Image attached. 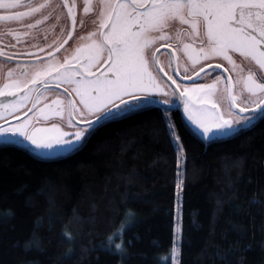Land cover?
Wrapping results in <instances>:
<instances>
[{
	"label": "trees",
	"instance_id": "1",
	"mask_svg": "<svg viewBox=\"0 0 264 264\" xmlns=\"http://www.w3.org/2000/svg\"><path fill=\"white\" fill-rule=\"evenodd\" d=\"M163 108L151 105L109 122L63 155L42 157L21 144H0V264H120L101 243L129 211L135 218L124 235L131 241L124 264H158L168 256L177 142L164 126ZM169 115L182 144L180 264H225L218 249L229 264H241V256L243 264H264V120L209 144L182 111ZM40 220L42 245L25 250Z\"/></svg>",
	"mask_w": 264,
	"mask_h": 264
},
{
	"label": "snow or ice",
	"instance_id": "2",
	"mask_svg": "<svg viewBox=\"0 0 264 264\" xmlns=\"http://www.w3.org/2000/svg\"><path fill=\"white\" fill-rule=\"evenodd\" d=\"M56 6L67 7L72 21V30L66 33L67 39L59 42L58 46L62 48L73 36L75 9L69 5V0H62V4ZM19 7L20 0H0V9L5 12L0 20H21L25 16L39 13L41 18L36 19L35 24L27 25L32 28L50 18L51 13L45 14L43 10L52 7V0L29 3L25 12L13 11ZM92 7L91 3H87L84 12H89ZM95 7L98 10V27L86 37L79 38L87 42L77 45L74 52L65 56L62 62H48L45 66H37L31 75L23 73L24 79H14L10 70L8 82L0 87V96L4 97H16L19 92L27 90L18 98L0 104V108L12 114L29 100L33 91L29 85L43 83L47 89L49 77L53 82L67 84L79 100L76 101L72 96L68 97L67 102L57 98L52 102L55 107L49 111L40 109L39 115L46 120L49 115L63 119L67 114V124L75 130L64 131L58 124L38 127L36 124L39 121L30 118L16 125L0 127V137H3L0 144L21 143L13 139L18 135L35 146L32 151L37 156L63 155L82 148L109 122L127 118L129 114L149 109L151 105H164V126L170 139L177 142L176 225L168 256L157 259L158 264H172L173 260L175 264H180V250L185 242L181 238L179 223L183 203L180 193L184 185L180 178L182 144L178 143L181 137L177 134L169 112L178 106V101H183V110L188 119L201 130L197 134L207 136L209 144L251 130L257 121L264 120V75L258 77L252 71L246 76L242 75L234 58L238 54L264 70V0H97ZM186 39L190 42L186 43ZM174 41L178 42V46L183 45V51L194 67L200 64V72L204 71V65L201 64L203 61L219 58L227 62L231 70L237 72V82L241 85L239 93L234 91L231 77L221 90L218 87L220 77L212 83L194 82L189 87L177 83L166 72L162 77L154 74L152 65H155V73L162 72L159 57L155 55L157 43L171 44ZM101 65L103 71L97 74L94 69ZM176 67L178 69L179 65ZM217 67H223V64ZM224 71L229 69L225 68ZM185 72L187 73V67ZM164 77L166 81L162 83ZM185 78L191 79V76L186 75ZM65 92L67 93V89ZM245 92L246 97L243 96ZM170 97H177L178 101L170 100ZM222 100L228 101L226 110L221 108ZM78 104L82 107H78ZM32 108H36V103L32 104ZM247 113L251 114L246 115ZM74 116H79L86 126L77 128ZM36 149L41 151L36 152ZM239 164L237 162L236 166ZM257 202L253 200V203ZM13 215L9 213L5 219H10ZM134 218V213L127 212L119 228L101 243V250L119 256L120 264H124L131 255L128 250L131 241H125L124 235ZM41 225L42 220L38 221L32 235L24 241L25 250L40 249L42 241L37 229ZM63 236L68 241L74 239L67 231ZM153 244L160 246L156 241ZM217 255L225 264H229L227 255L219 249ZM240 262L243 264V256L240 257Z\"/></svg>",
	"mask_w": 264,
	"mask_h": 264
},
{
	"label": "rangeland",
	"instance_id": "3",
	"mask_svg": "<svg viewBox=\"0 0 264 264\" xmlns=\"http://www.w3.org/2000/svg\"><path fill=\"white\" fill-rule=\"evenodd\" d=\"M57 1L58 3H55V0H52V7L43 10L45 14L51 13L50 18L47 20H44L40 24H36L35 27H32V29H35L36 32L40 34L39 38L43 37L42 39H40V43L37 44V46L42 49L44 46L51 45L53 46V52L49 53V56H48L49 59L47 58L45 62L37 63L36 66L32 64L28 65L30 66L29 68L31 69V71H28L26 73H28L29 75L32 74L33 69L37 66H45L48 64V62H52V63L62 62L65 56L71 55L74 52L77 45L87 42V41H81L79 39L80 37L82 36L86 37L90 32L95 31L96 28L98 27V10L95 7V5L97 4V0H69V5L74 6L75 18L76 19L78 18V20L76 22L72 38L69 39L68 42L62 48H60L58 46L59 42L63 39H67L66 33L69 30H72V21H71V17L68 14H65L63 18V19H66V21L60 19L61 14L58 12V10L61 9V10L67 11V7H63V6L57 7L56 5L62 4V0H57ZM41 2H43V0H33L32 4H37ZM87 3H91L93 7L90 9L89 12L85 13L84 7L86 6ZM27 4L28 3H26L25 6ZM25 11H27V7H23L22 5L21 12H25ZM57 17H59V19H57ZM83 17H84V20H83ZM40 18H41L40 14L35 13L29 16H25L21 20H17L16 22L22 26L28 27L27 25L35 24L36 19H40ZM46 35L47 37H45ZM31 42H32V38L26 41L25 44L29 45ZM185 42L187 43L190 41L186 39ZM173 45L176 48L174 50L176 53L177 64L179 65L178 72L180 74L182 73L185 75L196 74L199 71L200 64L194 67L191 64V61L187 58V54L183 51V45L178 46L177 41H174L171 44H168L166 42H158L156 45L155 54L160 47L162 46H172L173 47ZM38 54L40 53L38 52ZM149 55H151V50L149 51ZM38 56H42V55H38ZM50 58L52 59L56 58L57 61L54 62L50 60ZM234 58L236 59L237 64L240 66L239 70L241 71L242 75L246 76L249 71L256 73L258 77L261 75H264V70H260L258 66L254 64V62H249L248 60H247L248 62H246V60L240 57L238 54ZM159 62L164 72L168 73L169 75H171V73L174 74L172 62L171 64L169 63L170 59H169L168 53L162 52L159 55ZM201 64L204 65V68L211 66V65L223 64V67L228 68L232 76V81H233L232 84L234 85V91L236 93H239L241 85L240 83L237 82V72L232 71L231 66L228 65L227 62H224L219 58H215L210 61H203L201 62ZM151 67L154 70V74L161 76L160 73H155V65H152ZM185 67H187V73L185 72ZM94 71L97 74H99L100 71H103V66L102 65L98 66L96 69H94ZM13 74H14L13 75L14 79L16 78L24 79L25 78L22 75L23 72L13 73ZM217 77H220L218 87L222 90L227 83L222 73L218 72L217 70H210L206 72L202 76L201 82H196V83H200V84L212 83V81L216 80ZM2 79L3 80H0V81H2L3 84L8 82V74L6 72L4 73V76ZM163 79L161 81L162 83L166 81V80L163 81ZM48 80L52 81L50 77L48 78ZM54 83H59V82H54ZM37 84L38 85H29V87L33 89L31 96L29 100L25 103V105L21 107L17 112L9 114L8 112L6 113L4 111V113H0V121L1 123H4L3 127H9V126L21 123L24 120L35 118L36 121H39V123L36 124V126L38 127H51L53 124H58L64 131H68V132L74 131L75 129L70 127L67 124V114H65L63 119L59 116L49 115L48 119L46 120L44 119L43 116L39 115L40 109L49 111L51 108L55 107V105H53L52 103L55 99L59 98L60 100H63L65 102L67 101L64 98H62L59 95V92L55 89H46L47 91L44 93H41L39 96V100L37 101V98L34 95V90H37V88H39L40 83H37ZM59 84H63V83H59ZM63 85L68 88V91L73 96V99L78 101L79 98L75 96L74 92L72 91V88L69 87L67 84H63ZM181 85H187L191 87L193 83H185ZM167 90L171 91V88H168ZM26 91L27 90H23L19 93L20 95H23L25 94ZM243 96L246 97L247 93L246 92L243 93ZM18 97L19 96H17L16 98ZM169 99L174 100L175 98L170 97ZM33 103H36V108H32ZM220 103H221L222 110H226L228 107V101L222 100L220 101ZM78 107H82V106L78 104ZM29 109H32V110L30 111ZM182 112L185 118L187 119V121L189 122V124L193 127V129L197 133L201 132V130L188 119L187 113L184 112L183 107H182ZM73 120L77 128H84L86 126L84 123L81 122V119L79 116H74ZM202 137L205 139H208L207 136H202ZM2 139L3 137H0V140ZM13 139L21 142V143H16V144H21L24 146L27 145V147H29L31 150L35 149V146L31 145L30 142L26 141L23 137H20L17 135L13 137ZM55 147H59V146H55ZM35 151L39 152L41 150L36 149ZM173 264H175V260H173Z\"/></svg>",
	"mask_w": 264,
	"mask_h": 264
},
{
	"label": "flooded vegetation",
	"instance_id": "4",
	"mask_svg": "<svg viewBox=\"0 0 264 264\" xmlns=\"http://www.w3.org/2000/svg\"><path fill=\"white\" fill-rule=\"evenodd\" d=\"M26 3L32 4L33 0H20L21 7L14 9L13 11L21 12L22 5H23V7H26L28 5L27 4L25 6ZM55 3H58V1L55 0ZM58 12L61 14L60 19L66 21V19H63V18H64L65 14H68V12L65 10H61V9H59ZM4 14H5L4 10L0 9V16H2ZM77 20H78V18L76 19V22H77ZM83 20H84V17H83ZM16 21L17 20H9V21L0 20V80H3L2 78L4 76V73L6 72L8 74V72L10 70L13 73H20V72L26 73L28 71H31V69L29 68L30 66H28V65L32 64V65L36 66L37 63L45 62L49 56V53L53 52V46H51V45L44 46L42 49L37 46V44L40 43V39H42L43 37L39 38L40 34H38L35 29L22 26L19 23H17ZM45 37H47V35ZM30 38H32V42L29 45H26L25 44L26 41L30 40ZM173 47L172 46H162L158 50H160L161 48H168V50H164L162 52L168 53L169 59L172 62L173 69H174L175 66L173 63L172 55H174L176 64H177V60H176V53L174 50L176 48L174 45H173ZM158 50H157V52H158ZM38 52L40 54H38ZM38 55H42V56H38ZM50 60H52L54 62L57 61L56 58H54V59L50 58ZM246 62H248V61L246 60ZM177 71H178V69H177ZM179 75L180 76H178V74H177V72H175V70H174V74L171 73V76H173V79H175L177 81V83L185 84L184 80H186V78H185L186 75L182 74V73L181 74L179 73ZM193 75L188 74V76H191V77ZM201 79H202V77L194 80L191 83L201 82ZM164 80H166V79L164 78L163 81ZM2 84H3V82L0 81V87L3 86ZM36 85H38V84H36ZM47 89L57 90L59 92V95L62 98H64L66 101L68 99V96H72L71 93L68 91V88L66 86H64L63 84L54 83L53 81L48 80ZM65 89H67V93L65 92ZM46 91L47 90H46L44 84L40 83L39 88H37V90H34V95L37 98L40 96L41 93H44ZM17 96H20V93H18ZM16 97L0 96V104L7 103L8 101L15 99ZM72 98H73V96H72ZM174 98H175L174 100L178 101L177 97H174ZM182 107H183V105H182ZM182 107H181V109H177V110L181 111ZM0 113H4V110L2 108H0ZM3 126H4V123H1V121H0V127H3Z\"/></svg>",
	"mask_w": 264,
	"mask_h": 264
},
{
	"label": "water",
	"instance_id": "5",
	"mask_svg": "<svg viewBox=\"0 0 264 264\" xmlns=\"http://www.w3.org/2000/svg\"><path fill=\"white\" fill-rule=\"evenodd\" d=\"M164 50H168V48H161L160 50H158V52L156 53V56H159V53L161 52V51H164ZM172 58H173V63H174V66H175V69H176V62H175V58H174V55H172ZM224 67H217V65H211V66H208V67H206L205 69H204V71L203 72H199V74L197 75H195V76H193L191 79H186V80H184L185 82H191V81H193L194 79H196V78H198L199 76H201L202 74H204L205 72H207V71H210V70H219V71H221L222 73H223V75L225 76V79H226V82L228 83V78L229 77H231V75L229 74V72L227 71V72H225L224 71ZM176 71H177V69H176ZM178 72V71H177ZM162 74L164 73L163 71L161 72ZM166 78V77H165ZM231 83H233L232 82V78H231ZM233 85V84H232ZM172 87H175V86H172ZM159 104V103H158ZM182 105H183V101H179L178 102V106L176 107V108H174V109H179V108H181L182 107ZM162 106H164V105H162ZM165 107V106H164ZM174 109H171V110H174ZM237 111H239V109H236ZM251 113H247L246 115H250Z\"/></svg>",
	"mask_w": 264,
	"mask_h": 264
}]
</instances>
